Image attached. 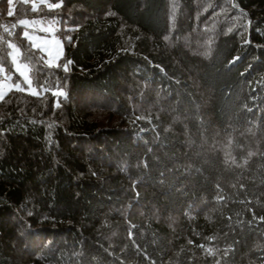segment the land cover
<instances>
[{
	"label": "trees",
	"instance_id": "16d2710c",
	"mask_svg": "<svg viewBox=\"0 0 264 264\" xmlns=\"http://www.w3.org/2000/svg\"><path fill=\"white\" fill-rule=\"evenodd\" d=\"M40 7L0 0V264H264V0Z\"/></svg>",
	"mask_w": 264,
	"mask_h": 264
},
{
	"label": "rangeland",
	"instance_id": "374dc122",
	"mask_svg": "<svg viewBox=\"0 0 264 264\" xmlns=\"http://www.w3.org/2000/svg\"><path fill=\"white\" fill-rule=\"evenodd\" d=\"M10 2L13 13L16 8H23V10L29 11L28 15H34V12L31 10L37 11L39 13L42 9L40 6L43 4V0H10ZM17 2L24 5L25 7L22 5L15 6ZM23 24L26 26L24 35L31 42L32 46L42 53V55L45 57L47 65L56 66L63 54V47L61 41L55 36L54 27L52 25H43L39 19L34 18L27 19ZM4 27L5 25L2 27V29ZM6 27L9 30L14 26H11L9 23ZM182 44L187 43L183 40ZM192 45L195 46V41L194 44L192 42ZM9 57L12 64V69L19 78L16 81L12 80L13 75L7 73L4 67L0 65V99L3 98L8 92L20 90L24 86L28 93L36 95L37 90L31 83L29 69L24 63L20 62L18 50L12 47L9 52Z\"/></svg>",
	"mask_w": 264,
	"mask_h": 264
},
{
	"label": "built area",
	"instance_id": "2783aa9c",
	"mask_svg": "<svg viewBox=\"0 0 264 264\" xmlns=\"http://www.w3.org/2000/svg\"><path fill=\"white\" fill-rule=\"evenodd\" d=\"M14 31H15L14 29H11L10 33H11V34H13V33H14Z\"/></svg>",
	"mask_w": 264,
	"mask_h": 264
}]
</instances>
